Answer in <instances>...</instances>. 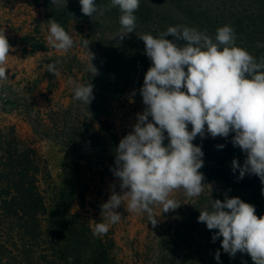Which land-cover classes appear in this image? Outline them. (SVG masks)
I'll return each mask as SVG.
<instances>
[{"label":"rangeland","instance_id":"rangeland-1","mask_svg":"<svg viewBox=\"0 0 264 264\" xmlns=\"http://www.w3.org/2000/svg\"><path fill=\"white\" fill-rule=\"evenodd\" d=\"M96 2L106 7L110 0ZM120 15L118 8H112L91 18L81 12L79 0H63L60 4L52 0H0V33L4 32L11 46L10 56L3 65L9 80L0 81V126H14L21 138L33 143L52 177L49 195L61 208L72 213L89 212L92 229L96 222L103 221L101 204L108 200L113 186L120 192L119 180L111 171L112 166H108L109 171L94 166L93 172H86L84 163L74 160L53 143V132L39 135L18 115L20 108L32 105L26 100L28 82L36 88L34 96L44 111V118L59 106L77 108L80 105L81 110L89 114L85 115L87 118L103 116L114 122L122 139L133 130L137 113L145 108L139 90L151 61L138 35L157 36L169 26L185 25L206 31L214 38L217 28L231 25L236 45L257 60L264 58V47L259 46L264 45V0H140L135 12V32L123 40L115 38L120 29ZM51 18L78 46L61 53L48 43L46 22ZM82 38L89 40V51L94 54L92 63L98 69L95 76L86 70L90 53L79 46ZM42 46L46 50L40 49ZM57 60H60L57 64L60 75L51 77L46 64ZM69 78L94 85V99L89 105L73 99V90L67 85ZM3 100L7 103L3 104ZM233 135L212 138L206 134L203 139L197 136L193 143L201 146L204 153L203 167L199 171L205 177L204 183L211 187L206 185L199 197H187L183 189L171 193V198L181 205L167 213H162L161 206H154L158 218L155 227L149 223L146 213H128L123 206L117 209L122 219L111 225L108 233L113 234L117 243L118 264H201V257L205 260L203 251L206 255L210 253L209 247H203L201 242L208 241L212 235L204 223L198 222L199 210L210 209L212 199L223 201L225 197H239L255 206L258 217L262 215L264 183L251 174L240 179L239 170H232L234 158L241 166L246 159V154L231 143ZM221 144L225 146L219 149L217 145ZM87 184L88 191L85 190ZM79 190L86 192L84 206L79 200ZM18 262L15 254L4 253L0 264Z\"/></svg>","mask_w":264,"mask_h":264},{"label":"clouds","instance_id":"clouds-1","mask_svg":"<svg viewBox=\"0 0 264 264\" xmlns=\"http://www.w3.org/2000/svg\"><path fill=\"white\" fill-rule=\"evenodd\" d=\"M62 2L52 0L55 4ZM79 4L81 12L91 18L118 8L120 29L115 38L123 40L135 32L140 0H110L106 7L96 0H79ZM46 23L47 41L57 52L67 53L78 46L54 18ZM169 36L174 39H167ZM138 38L151 61L139 90L145 108L137 113L133 130L115 149L111 171L119 180L120 192L113 186L108 200L101 204L103 221L93 228L97 237L106 235L110 226L122 219L117 211L121 206L128 213H146L155 227L158 218L154 206H161L162 213H167L181 205L171 193L183 189L187 197H199L205 186H210L199 171L204 153L193 143L197 136L228 138L234 133L231 143L246 154V159L241 166L234 158L233 172L239 170L240 179L255 175L264 183V58L257 60L237 46L231 25L217 28L214 38L185 25L169 26L157 36L140 34ZM88 45L89 40L82 38L79 46L90 53L86 70L95 76L98 69ZM10 50L4 32L0 33V81L9 80L3 65ZM59 63L46 64L47 72L59 76ZM67 85L73 90L74 100L89 105L94 99L91 82L69 78ZM224 146L217 145L219 149ZM199 211L198 222L208 230H217L212 241L222 237L225 253L230 257L238 252L248 254L254 264H264V215L258 217L254 205L239 197H225L223 201L212 199L210 209ZM215 259L219 261V251Z\"/></svg>","mask_w":264,"mask_h":264},{"label":"trees","instance_id":"trees-1","mask_svg":"<svg viewBox=\"0 0 264 264\" xmlns=\"http://www.w3.org/2000/svg\"><path fill=\"white\" fill-rule=\"evenodd\" d=\"M34 88L33 84H26V100L32 105L17 110L35 133L53 132V143L84 163L86 172H93L94 166L107 171L111 169L108 166H115V149L121 138L114 122L103 116L87 118L85 115L89 114L80 105L59 106L44 118ZM4 103L7 101L3 100ZM51 185V174L33 143L21 138L14 126H0V261L8 253L15 254L18 264H118L113 234L94 236L89 212L72 213L61 208L49 195ZM88 189L87 184L85 190ZM85 193L79 190L83 206ZM216 231L208 230V233L213 236ZM221 241L222 237L213 242L210 236L208 241L201 242L210 251L208 255L203 251L205 260L201 257V264H254L248 254L238 252L230 257L223 251ZM217 251L219 261L215 259Z\"/></svg>","mask_w":264,"mask_h":264}]
</instances>
